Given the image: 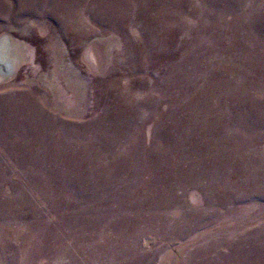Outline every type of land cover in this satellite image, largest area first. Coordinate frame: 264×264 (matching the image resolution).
<instances>
[{
	"label": "rangeland",
	"instance_id": "rangeland-1",
	"mask_svg": "<svg viewBox=\"0 0 264 264\" xmlns=\"http://www.w3.org/2000/svg\"><path fill=\"white\" fill-rule=\"evenodd\" d=\"M2 57L0 264H264V0H0Z\"/></svg>",
	"mask_w": 264,
	"mask_h": 264
},
{
	"label": "bare ground",
	"instance_id": "bare-ground-1",
	"mask_svg": "<svg viewBox=\"0 0 264 264\" xmlns=\"http://www.w3.org/2000/svg\"><path fill=\"white\" fill-rule=\"evenodd\" d=\"M0 67H1L0 68V73H2V74H6L10 70V64L5 59H4V61H2V59L0 58Z\"/></svg>",
	"mask_w": 264,
	"mask_h": 264
}]
</instances>
